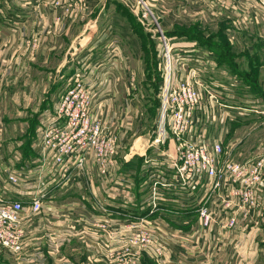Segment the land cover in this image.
Instances as JSON below:
<instances>
[{
  "label": "built area",
  "instance_id": "obj_1",
  "mask_svg": "<svg viewBox=\"0 0 264 264\" xmlns=\"http://www.w3.org/2000/svg\"><path fill=\"white\" fill-rule=\"evenodd\" d=\"M84 1L42 0L48 9L59 12L58 21L62 19L59 15L67 17L79 10ZM203 1L216 2L242 14L257 12L264 18V0ZM157 34L158 115L154 129L147 133V150L139 156L142 158L139 172H132L140 176L146 214L126 227L123 252L115 253L104 243L95 248L106 261L114 259L117 264H140L138 253L148 248L154 258L161 259L169 240L166 235H154L152 226H147L148 217L163 221L176 215L177 209L186 210L197 217L199 231L195 235L211 237L215 229L231 234L241 223L246 222L242 230L249 221L256 224L252 216L264 206V150L252 160L238 162L231 151L224 149L223 140L220 137L212 140L203 127V124H223L227 109L235 108L228 102L234 98L231 90L237 81L229 78L225 69H218L214 54L197 42H173L174 38L166 37L159 27ZM98 45L96 42L94 47ZM36 47L34 40L27 43L29 51ZM92 48L89 56H93ZM112 62L115 65H110ZM115 62L77 63L40 121L30 157L18 159V165L12 160L11 164L2 158L0 145L1 172L13 190L29 197L27 208L31 214L40 213L54 192L75 187L78 175L88 177V163L94 166L99 180L114 183L118 189L130 187L126 174L117 165L121 147L118 126L111 118L107 119L111 101L105 86L110 85L112 70L118 69ZM149 148L152 155H147L151 153ZM13 151L15 148L9 147L7 152ZM122 159L128 163L127 154ZM192 200H196L194 211H190L187 203ZM95 203L99 210L107 211L104 203ZM24 211L22 202L0 196V251L11 255L23 252ZM223 212H229L224 220ZM107 235L113 239L117 232L110 230Z\"/></svg>",
  "mask_w": 264,
  "mask_h": 264
},
{
  "label": "rangeland",
  "instance_id": "obj_2",
  "mask_svg": "<svg viewBox=\"0 0 264 264\" xmlns=\"http://www.w3.org/2000/svg\"><path fill=\"white\" fill-rule=\"evenodd\" d=\"M230 8L216 2L206 3L203 0H85L79 10L64 17L66 24L75 25L82 16L84 22L78 26L80 29L84 27L89 30L94 22L91 19L89 22V14L94 12L98 14L102 11L96 22L94 37L79 49L77 55L79 61L81 60L80 63L87 60L88 63L95 61L98 65L99 61L103 64L115 60L116 65H119L115 72L112 70L110 73L112 74L110 85L105 86V90L109 92L108 98L117 105L116 110L113 109L115 105L111 107L107 119L113 118V124L118 118L124 123L126 121L124 127L121 128L120 123L118 126L121 139L117 159L119 171H121L120 159L122 160L127 154V158L138 161L139 172L142 164V158L139 156L146 152L148 134L154 129L157 120L159 108L157 88L160 79L156 58L158 27L166 37L174 38L173 42L195 41L200 47L214 51L216 57L220 59H215L217 68L225 69L229 78L237 81L234 90H231L234 98L228 102L229 106L235 108L227 109L223 124L216 126L203 124L204 130L205 127L207 130L205 134L212 140L214 137H220L224 149L231 151L238 162L252 160L256 154L264 150V114L261 113L264 111V18L257 12L242 14ZM52 12L57 14V11L52 10ZM144 13L145 17H143ZM97 14L96 18L99 16ZM63 20L58 21L57 17H54L55 24L62 23ZM33 40L37 47L29 53L32 58L38 56L37 53H40L42 45L40 36ZM96 42H99V45L95 48ZM91 48L93 56H89ZM110 65L115 64L112 62ZM112 69L116 68L112 66ZM40 73L36 72L37 75ZM43 74L46 72L44 71ZM24 76L23 69L16 73L15 84L10 91L13 99H10L12 97L0 99L2 147L8 146L10 142L16 144L22 140L33 141L40 121L46 116L47 109L42 111L45 101L42 104L41 96L38 93L34 95L29 85L25 89ZM111 89L117 91V96L111 95ZM16 97H19V100ZM3 101L5 104L2 103ZM53 102L52 97L50 106ZM242 109L252 112H244ZM36 111L38 116L35 114ZM115 112L116 114H113ZM124 113L126 117L123 118ZM35 122H38L36 127ZM29 126L32 128L30 129ZM151 149H148L151 153L147 155L153 154ZM2 158L5 159L4 154ZM89 167L94 168L92 163H89ZM90 168H87L88 173ZM126 175L128 176V173ZM131 180L128 178L129 183ZM98 199L97 201L104 203L103 199L100 197ZM187 203L190 211H194L196 200ZM263 211L264 206L258 213L255 212L256 216H252L256 220L255 225L247 223V228L242 230L246 222L241 223V227L235 228L234 233H254L258 244V239L264 238V229L259 226V221L264 219ZM47 212L51 217L57 215L50 210ZM216 212L218 214L219 209H216ZM228 216L229 212H223V220ZM249 224H252L253 228H250ZM165 230L164 226L158 225L153 228V233L166 235ZM198 231L197 228L195 233ZM259 243V248L264 251V239ZM236 252L245 254L242 247H238ZM18 255L13 257L17 258ZM3 260L13 264L12 258L1 251L0 264H7ZM155 260L160 261L156 258ZM255 263L264 264V253Z\"/></svg>",
  "mask_w": 264,
  "mask_h": 264
},
{
  "label": "crops",
  "instance_id": "obj_3",
  "mask_svg": "<svg viewBox=\"0 0 264 264\" xmlns=\"http://www.w3.org/2000/svg\"><path fill=\"white\" fill-rule=\"evenodd\" d=\"M101 12L89 14V22H94L88 30L78 26L84 22L82 16L73 25L66 24L67 21L61 14L59 16L64 19L63 22L55 24L54 17L59 12L53 13L43 5L42 0H0V99H13L10 91L15 84L16 73L23 69L25 89L28 85L32 87L34 95L38 93L41 96L42 104L45 101L42 111L48 110L51 98L65 85L77 63L81 61L77 55L79 49L94 37ZM96 14L99 15L97 18ZM38 36L42 41L41 50L37 53L38 56L32 58L27 50V43ZM44 71L46 74H43ZM36 72L40 74L37 75ZM110 93L117 96L115 89H111ZM16 98L19 100V97ZM2 103L5 104V101ZM113 105V109H117L115 102L111 101L110 109H107L109 114ZM37 111L35 114L38 116ZM119 123L121 127L126 125V121L124 123L118 118L115 124L120 126ZM37 124L35 122L34 126ZM31 143L32 141L23 140L16 144L10 142L8 146H1V153L11 164L13 160L18 165L22 158L32 155ZM10 145L15 148L12 153L7 152ZM127 160L128 163H124L120 159V163L121 172L128 173L127 178L132 179L129 188L118 189L114 183L97 179L94 169L88 163L86 166L90 168L89 176L78 175L75 187L51 194L39 214L28 212L29 197L16 192L7 184L0 163V196L4 200L22 202L26 219L22 255L14 258L17 255L2 252L12 258L13 264H117L116 260L106 261L103 254H97L96 245L104 243L114 249L115 253L123 252V235H128L126 227L146 214L147 209L142 204L140 177L137 173H132L134 170L137 172L138 161H132V158ZM98 197L103 199L106 212L97 208L95 201L99 200ZM48 210L57 215L51 217ZM174 214L176 215H170L163 221L155 216L146 219L147 226L152 228L164 226L169 244L164 248L160 261L155 260L151 249L142 250L138 253L140 264H256L259 256L264 253L259 248V242L264 238L258 237L257 244L254 233L227 234L215 229L211 237L195 235L198 228L195 214L180 209ZM249 223L255 225L254 220ZM259 226L264 229V219L259 221ZM249 227L253 228L252 224ZM110 230L117 232L113 239L107 235ZM237 246L244 248V255L236 252Z\"/></svg>",
  "mask_w": 264,
  "mask_h": 264
},
{
  "label": "trees",
  "instance_id": "obj_4",
  "mask_svg": "<svg viewBox=\"0 0 264 264\" xmlns=\"http://www.w3.org/2000/svg\"><path fill=\"white\" fill-rule=\"evenodd\" d=\"M208 50L211 51V52L214 54L215 58H217V57H216L217 54H216L214 51H212L211 49H208ZM217 60H220L219 57L217 58ZM217 60H216V61H217ZM159 82H160V79H159V81H158V86H159ZM157 91H158V88H157ZM149 264H151V263H149Z\"/></svg>",
  "mask_w": 264,
  "mask_h": 264
}]
</instances>
